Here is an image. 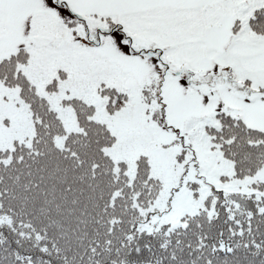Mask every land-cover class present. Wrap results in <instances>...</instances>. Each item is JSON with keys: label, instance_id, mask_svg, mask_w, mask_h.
<instances>
[{"label": "snow or ice", "instance_id": "obj_1", "mask_svg": "<svg viewBox=\"0 0 264 264\" xmlns=\"http://www.w3.org/2000/svg\"><path fill=\"white\" fill-rule=\"evenodd\" d=\"M0 264H264V0H0Z\"/></svg>", "mask_w": 264, "mask_h": 264}]
</instances>
